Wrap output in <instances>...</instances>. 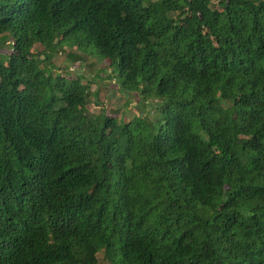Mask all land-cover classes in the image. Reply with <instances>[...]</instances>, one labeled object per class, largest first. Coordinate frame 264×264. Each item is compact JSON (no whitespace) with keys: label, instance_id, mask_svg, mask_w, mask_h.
<instances>
[{"label":"trees","instance_id":"16d2710c","mask_svg":"<svg viewBox=\"0 0 264 264\" xmlns=\"http://www.w3.org/2000/svg\"><path fill=\"white\" fill-rule=\"evenodd\" d=\"M5 42L0 264H264V0H0Z\"/></svg>","mask_w":264,"mask_h":264},{"label":"rangeland","instance_id":"374dc122","mask_svg":"<svg viewBox=\"0 0 264 264\" xmlns=\"http://www.w3.org/2000/svg\"><path fill=\"white\" fill-rule=\"evenodd\" d=\"M37 47L42 48L41 45H37ZM9 51H11L10 42H5L0 45V54L7 53ZM72 52L80 53L83 60L71 63L69 61V56ZM50 61L53 63L54 72H60L65 76H68L67 70H73L74 72L82 71L88 76L89 97L86 107L91 112H99L102 109H106L110 115L114 114L118 117H131V115L135 113L136 109H140V106H138V101L140 103V100L137 92L126 95L118 90L116 77L114 78V76H117L116 66L113 65L112 68V66L107 64L109 62L108 59L105 60L106 63H99L92 53L80 51L77 49L76 45L70 46L67 44L64 45L63 48H58L55 52H53ZM100 67H103L104 70L107 69V74H103L98 70L99 74L95 78L94 75ZM111 68L114 70L115 75L111 71ZM117 79L119 83L120 77L117 76ZM82 81L85 82V80ZM145 106L147 107L146 109L151 108L150 106ZM97 257V264H110L109 260H107V258L103 255L102 251L97 254Z\"/></svg>","mask_w":264,"mask_h":264}]
</instances>
